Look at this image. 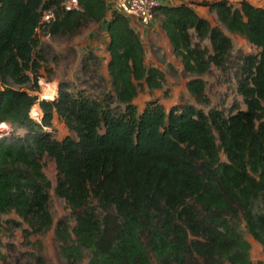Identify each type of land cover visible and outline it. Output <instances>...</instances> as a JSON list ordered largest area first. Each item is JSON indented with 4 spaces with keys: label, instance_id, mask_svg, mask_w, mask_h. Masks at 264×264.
Instances as JSON below:
<instances>
[{
    "label": "trees",
    "instance_id": "trees-1",
    "mask_svg": "<svg viewBox=\"0 0 264 264\" xmlns=\"http://www.w3.org/2000/svg\"><path fill=\"white\" fill-rule=\"evenodd\" d=\"M64 1L0 0V127L13 129L0 138V232L10 212L35 233L52 227V186L43 172L50 161L54 194L74 222L55 227L68 264L83 262L85 251L87 264H262L252 260L243 232L264 254V8L200 0L156 9L187 73L223 67L233 49L195 6L256 49L242 58L237 82L245 109L206 113L190 104L166 110L158 99L139 109V92L161 90L165 76L146 65L131 21L107 0H78L72 11ZM45 13L53 17L48 24ZM86 22L106 25L104 86L96 93L61 82L55 99L40 101L28 91L38 92L41 71L50 70L36 30L72 36ZM203 41L211 54L200 48ZM97 59L90 52L82 67ZM204 88L199 79L187 84L197 101ZM35 105L39 122L30 118ZM55 118L69 133L62 139L54 136Z\"/></svg>",
    "mask_w": 264,
    "mask_h": 264
},
{
    "label": "rangeland",
    "instance_id": "rangeland-1",
    "mask_svg": "<svg viewBox=\"0 0 264 264\" xmlns=\"http://www.w3.org/2000/svg\"><path fill=\"white\" fill-rule=\"evenodd\" d=\"M199 1L173 0L171 3L179 5ZM240 1L242 0H231L230 2L234 7H237ZM246 1L256 7L264 8V0ZM195 10L200 16L206 18L212 26H219L230 37L233 44L230 56L223 67L210 65L209 70L204 74L196 75L185 72L180 60L173 55L164 32L160 30V18L157 17L159 33L147 31L148 35L142 38L145 45L146 65L158 68L163 72L165 83L161 90L139 92L134 100L139 109H142L147 101L153 99L160 100L166 110L179 104H190L206 113L212 108L222 110L225 113H228L232 107L240 110L245 109L243 99L237 91V82L241 78L242 58L248 54L256 53V49L244 38L226 31L218 23L215 14L209 12L207 8L195 6ZM105 28V22L100 25L86 22L72 36H53L40 30L38 35L45 53V65L50 72L42 70L41 76L44 79L39 81V91L28 92L31 95H36L40 101L46 99L52 101L57 97L58 86L61 82L69 83L71 89L84 88L88 91L94 90L96 93L101 91L104 83L100 81V77L108 79L106 69L108 57L105 52L108 36ZM193 42H197L196 38L193 39ZM199 44L200 48L206 49L211 54L208 41ZM90 52L98 59L93 61L94 64L92 62L88 68H83L82 60ZM194 79L202 80L205 85L204 95L198 101L187 90V84ZM23 88L27 89L28 87L23 86ZM36 113L42 116L38 105L33 106L30 111V117L35 121ZM38 120L40 121V118ZM53 130L54 136L58 139H62L69 134L63 123L56 118L53 121ZM12 132L13 129L8 124L3 125V127H0V138L7 137ZM16 134L22 135L24 131L17 130ZM220 157L221 160H226L223 153H220ZM43 172L52 186L49 192V211L53 222L52 227L45 232L35 233L34 228L14 212L2 216L0 264H68L61 255L60 242L55 235V227L61 220L66 221L70 227L73 226L74 222L65 202L54 194L53 188L56 176L54 164L50 161L46 162ZM243 236L253 245L252 260L264 264V254L261 248L252 241L245 231ZM87 262L88 254L85 251L83 262L77 264H87Z\"/></svg>",
    "mask_w": 264,
    "mask_h": 264
},
{
    "label": "built area",
    "instance_id": "built-area-1",
    "mask_svg": "<svg viewBox=\"0 0 264 264\" xmlns=\"http://www.w3.org/2000/svg\"><path fill=\"white\" fill-rule=\"evenodd\" d=\"M111 8L126 16L131 22H138L143 28L149 29L154 23L156 9L160 6L158 0H109ZM66 11L78 9V0H65L62 4ZM52 15L45 13L42 23H50ZM40 30L37 29L38 33ZM31 118V117H30ZM41 116L36 113V121Z\"/></svg>",
    "mask_w": 264,
    "mask_h": 264
},
{
    "label": "crops",
    "instance_id": "crops-1",
    "mask_svg": "<svg viewBox=\"0 0 264 264\" xmlns=\"http://www.w3.org/2000/svg\"><path fill=\"white\" fill-rule=\"evenodd\" d=\"M160 5H168V6H172L173 4L171 2H173V0H158ZM107 3L110 5V1L107 0ZM108 17V16H107ZM108 19V18H107ZM157 18L155 19L154 23L152 24V26L149 29L143 28L142 26H140V24L138 22H131L132 27L134 28V30L140 35V37L142 38L143 36H147L148 33L147 31H151V32H158L159 30V25L157 23ZM160 23V22H159ZM161 30V29H160ZM159 33V32H158ZM143 40V38H142ZM145 47V45H144Z\"/></svg>",
    "mask_w": 264,
    "mask_h": 264
}]
</instances>
